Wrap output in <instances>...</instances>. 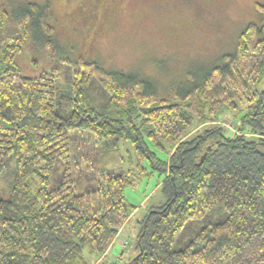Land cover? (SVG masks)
I'll return each instance as SVG.
<instances>
[{"label": "trees", "instance_id": "1", "mask_svg": "<svg viewBox=\"0 0 264 264\" xmlns=\"http://www.w3.org/2000/svg\"><path fill=\"white\" fill-rule=\"evenodd\" d=\"M50 16L0 0V264H93L134 212L124 192L144 163L164 174L163 203L125 264H264V18L159 98L137 73L59 54ZM29 46L55 65L22 74ZM228 112L234 133L215 124ZM123 145L127 167L109 161Z\"/></svg>", "mask_w": 264, "mask_h": 264}, {"label": "rangeland", "instance_id": "2", "mask_svg": "<svg viewBox=\"0 0 264 264\" xmlns=\"http://www.w3.org/2000/svg\"><path fill=\"white\" fill-rule=\"evenodd\" d=\"M2 1L11 13L29 3L47 4L59 54L69 60L83 57L106 71L137 73L151 82L159 98L168 95L171 88L183 85L185 89L199 84L202 74L219 64L222 55L233 53L242 29L264 18L256 10V5L264 4V0ZM16 62L22 74L30 76L56 63L49 62L45 53L30 46ZM263 87L264 79L258 89ZM231 115V112L223 114L215 124L236 132ZM201 128L196 126L191 134ZM129 149L127 145L121 146L110 154L109 161L118 164L124 160L122 163L127 167ZM155 152L159 158L167 159L166 153ZM144 166L147 170L137 177L135 186L125 188L124 196L135 210L121 227L122 242L118 239L120 243L101 264H125L132 259L137 252L141 219L148 209L163 203L158 186L164 174L151 171L146 163Z\"/></svg>", "mask_w": 264, "mask_h": 264}, {"label": "crops", "instance_id": "3", "mask_svg": "<svg viewBox=\"0 0 264 264\" xmlns=\"http://www.w3.org/2000/svg\"><path fill=\"white\" fill-rule=\"evenodd\" d=\"M121 230H122V228L118 230L116 238L114 239L112 245H111V246L109 247V249L106 251V253L104 254V256H102L101 258H98V259L95 261L94 264H101V263H103L104 260L106 259L107 255H108L109 253H111V251L114 250V249L116 248L115 245H116L117 243L122 242L121 239H120V233H121ZM118 239H120V242L118 241ZM121 247H122V246H121Z\"/></svg>", "mask_w": 264, "mask_h": 264}]
</instances>
